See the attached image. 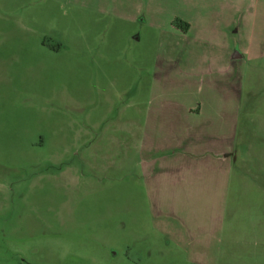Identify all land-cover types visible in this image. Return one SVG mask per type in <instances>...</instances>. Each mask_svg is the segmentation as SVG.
<instances>
[{"label":"rangeland","instance_id":"374dc122","mask_svg":"<svg viewBox=\"0 0 264 264\" xmlns=\"http://www.w3.org/2000/svg\"><path fill=\"white\" fill-rule=\"evenodd\" d=\"M223 44L256 185L195 258L153 225L134 123L204 101ZM0 264H264V0H0Z\"/></svg>","mask_w":264,"mask_h":264},{"label":"crops","instance_id":"0c3cea01","mask_svg":"<svg viewBox=\"0 0 264 264\" xmlns=\"http://www.w3.org/2000/svg\"><path fill=\"white\" fill-rule=\"evenodd\" d=\"M220 48L223 53L217 59L221 63L199 72L210 80L204 101L197 107H150L145 120L134 123L140 130L138 134L135 129L133 136L141 157L147 208L157 219L153 225L167 246L195 258L207 257L212 248L209 242L226 233L224 214L235 186L256 185L247 172H235L239 155L230 86L236 74L234 59L244 53L228 52L226 44ZM246 53L250 56V49ZM251 140L242 137L244 160L251 156Z\"/></svg>","mask_w":264,"mask_h":264},{"label":"water","instance_id":"95a60500","mask_svg":"<svg viewBox=\"0 0 264 264\" xmlns=\"http://www.w3.org/2000/svg\"><path fill=\"white\" fill-rule=\"evenodd\" d=\"M239 55V54H238Z\"/></svg>","mask_w":264,"mask_h":264}]
</instances>
